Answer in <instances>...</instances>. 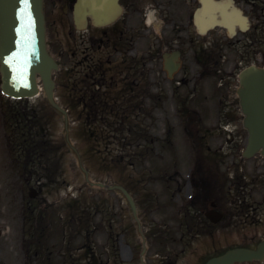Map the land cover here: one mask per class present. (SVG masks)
Here are the masks:
<instances>
[{"label": "rangeland", "instance_id": "obj_1", "mask_svg": "<svg viewBox=\"0 0 264 264\" xmlns=\"http://www.w3.org/2000/svg\"><path fill=\"white\" fill-rule=\"evenodd\" d=\"M152 5H154L152 1H148L144 5V24L149 26L148 29L144 28V34L148 36V39L144 41V51L151 43H153L156 33L163 35L164 39H168L169 41L173 39L174 44H178L181 41L178 37L184 35L182 27L184 16L183 2L177 0L172 10L169 9L170 14L168 15H170V24H168L166 20L162 21L160 17L156 16L155 8L157 9V6L153 7ZM164 7L168 8L169 5ZM178 25H181V27ZM180 28H182V30ZM227 55L229 56V59L224 63L226 71H228L231 67L229 61H232L233 50L228 49ZM190 73L191 75L193 74L191 71ZM162 76L163 75L161 73V77ZM181 76L183 75H180V77ZM216 80L220 82L219 77ZM216 80H214V84L217 82ZM162 85H164L165 88L169 87V84L165 81L162 82ZM236 85L237 82H235V86ZM235 86H233L234 89ZM205 91L208 90L206 89ZM200 100L201 102L199 103H191V106L197 111L203 112L204 115L206 114L205 112H211L216 109V105L213 106L211 103L213 99L206 100L203 99V95H201ZM39 102L44 104V98L41 97L30 101V103L34 106H39ZM149 106L152 107V104H149ZM178 108L179 103H176V100L166 98L158 104V107L156 108L157 110H154V119H147L152 133L158 136H165L166 131L170 128L174 134L176 133V135L173 134V138L175 140L171 146L160 147L156 156L150 157L149 161L145 163L142 168L136 170V173L132 174L131 177L136 179L138 177L137 172L144 168H147V172L151 170V175L154 174V183L150 182L146 184L139 180L137 182L139 185L143 184V186H141V191L146 190L157 192L156 194L159 195L161 199L160 203L154 204L156 207H162L159 210L155 209L154 206L152 207L150 202H145L143 204V207L147 208L146 211H148L149 219H151V221H155V223H157V221L158 223L173 222L174 216L178 215L179 208L183 203V201L179 199L177 193L175 195V199H173L174 196L171 195V193L174 192L173 189L177 187V185H175L176 179L170 178L168 182L164 183L163 181L160 182L157 180V176L166 174L170 176L173 171L177 169L182 172V176H179V179L180 182L181 180L183 182L184 175L189 171V168H187L189 166V160L185 151L191 154V144L197 143L195 142L197 137L191 134L189 135L186 131L185 125L187 124V121L185 117L182 115L178 120L174 119L176 116L175 112ZM49 113L50 112H48V116L52 122L53 137L56 141H61L63 138L62 119L57 115L52 116ZM176 121H180L179 127L176 126ZM198 121L199 120H196L195 123ZM207 122L212 124L216 122V120L214 117L210 118L206 116L204 123L207 124ZM223 125L227 127L229 131H234L236 123L228 124L224 121ZM75 128L76 125L74 123L73 129L75 130ZM74 130H72V133ZM198 133L199 132L197 131L195 134L197 135ZM218 134L220 133L218 132ZM227 134L229 135V133L224 130V133L220 135L221 139L219 143L225 145ZM240 136V139L242 140L241 143H244L243 141L245 139V135L241 134ZM82 138L86 144L83 147L80 141L77 143L80 152H84V149L89 147L86 137L82 135ZM74 141L77 142L76 139ZM4 142V132L0 129V264H40L41 260L44 261V259L47 258H50V262H52V264H63V262L66 261V256L68 255L67 250H70L73 259H75L76 256L74 255L76 254L82 257L84 251L78 252V247H80V245L84 242L86 243L90 237L93 238L92 241L97 244L98 252L101 253L103 252V247L106 245L105 243L110 233L108 226H102L103 224H108L107 219H110L109 215L111 213H114L115 221H118L119 224H123V226H119V228L114 227V229L121 231L120 228H123V231H125L127 235L123 236L125 241H131L132 244L136 243L137 238L132 227L129 226L130 217L124 201L119 195L117 196L114 193H109L108 191L100 190L99 188L88 187L84 179V174L78 166L77 159L72 153L64 148V173L61 177H59L58 183L49 181L43 183V193L40 194L37 192V196L35 197L36 200L31 201L33 208H31L32 213L30 214L33 216V219L29 220V214L26 215V212L29 213L30 211L27 210V206L25 204H29L28 197L31 188L33 187L37 189L36 191H38V186L35 182L31 186H28L25 183L21 187L22 181L16 179L17 177L14 176L13 170L10 169L8 162L6 164V157L3 152ZM179 157H182V162ZM94 159V161L93 158L90 161L88 160V164H85L90 169L93 180L102 182L106 181L108 184H112L121 179L123 180L122 182L126 183L127 177L130 174L125 177L126 179L121 178L124 177L123 175H120L122 171L109 176L107 175L108 173L105 167L104 171L100 170L102 168V164L99 155H97ZM173 160H175L178 165L177 168L174 169L172 167ZM123 171L129 173L128 169H123ZM254 173H264V160L260 157L251 160V175ZM130 179L128 178V180ZM182 187L184 188L183 193L187 195L190 190L189 187H185V183H182ZM175 191L177 192V190ZM182 197L184 199V195ZM258 197L256 196L257 199ZM80 198L81 200H79ZM76 201H79L78 203L81 202L79 205L80 208L90 207L89 204L99 202L104 208L106 207V213L98 216L97 222H93L94 226H91V228L95 226L102 228H98L99 230H97L94 234L91 232L92 236L88 234V232H83L79 238H73L72 243L67 241L65 244V239L63 238L64 231L62 229L61 222L63 221V223H65L66 217L74 213H71V209L76 207ZM42 211H44V225L45 227H48L46 228L44 235L41 233L37 236H30L31 230L37 228V224L32 220L38 219L41 216ZM60 212L63 214V220H59L58 213ZM146 217H148V215H146ZM94 221H96V219H94ZM146 223H149V221L147 220ZM263 230L264 229H261L260 234H262ZM226 237L227 235H225V238ZM69 239L70 238H68V240ZM219 244L218 248L222 245L224 246L223 248H225L227 247V244L230 243L225 241L222 244ZM204 250L206 249L204 248ZM39 251H41L44 256H37ZM211 252H214V250ZM193 263L196 264L197 261L192 259V264ZM81 264H86V262L82 261Z\"/></svg>", "mask_w": 264, "mask_h": 264}, {"label": "water", "instance_id": "obj_2", "mask_svg": "<svg viewBox=\"0 0 264 264\" xmlns=\"http://www.w3.org/2000/svg\"><path fill=\"white\" fill-rule=\"evenodd\" d=\"M0 55L6 94L16 98L37 94L36 76L39 73L49 102L64 112L54 99L52 71L57 66L47 53L42 0H0ZM241 84L239 93L247 115L245 125L250 132L249 153L262 151L264 154V70H247L242 74ZM120 189L136 214L132 197L123 188ZM263 257L264 242L257 251L234 249L210 260L208 264H232Z\"/></svg>", "mask_w": 264, "mask_h": 264}, {"label": "flooded vegetation", "instance_id": "obj_3", "mask_svg": "<svg viewBox=\"0 0 264 264\" xmlns=\"http://www.w3.org/2000/svg\"><path fill=\"white\" fill-rule=\"evenodd\" d=\"M78 0H47L50 8L51 17L56 23L57 20L66 19L67 24L73 23L75 17V4ZM139 0H121L125 11L133 9L137 6ZM236 5L241 7L249 16L251 23V43L255 40V34L264 32V0H235ZM189 5L191 3L189 2ZM90 19V18H89ZM91 20V19H90ZM196 35V32L192 33ZM192 37V36H191ZM197 63V60H195ZM183 258L179 255H166L162 257L149 256L146 264H182ZM106 264H111V260H107ZM138 263L141 264V262ZM184 263V262H183ZM114 264H124L122 261H116ZM131 264H137L133 259ZM185 264V263H184ZM189 264V263H188Z\"/></svg>", "mask_w": 264, "mask_h": 264}, {"label": "trees", "instance_id": "obj_4", "mask_svg": "<svg viewBox=\"0 0 264 264\" xmlns=\"http://www.w3.org/2000/svg\"><path fill=\"white\" fill-rule=\"evenodd\" d=\"M105 104H107V103H105V102L92 103L91 102V103L85 104V106H86L85 108L88 109V117H89V118H86V120L89 122V120L91 118L89 115H92V113L95 114V115L98 114V113H100L102 115V118L105 119L107 117V114H105L104 111H103V108H104ZM125 106H126V108H128L129 107V104H127V103L126 104H122V103H118V102H111L110 103V107L109 108H106L104 110L110 111L113 114L114 113H117L119 116H116V117L111 118L110 119V122H108L107 124H104L103 120L96 119V121H98L99 123H101L100 130H101V128L103 126H108L110 128H120L121 127V122L123 120L122 118H120V113L124 112ZM17 118H19V117H17ZM33 120H34L33 122H35V118L34 117H33ZM17 121H20V120H17ZM102 122H103V124H102ZM18 124L21 125V123H18ZM28 127H29L30 131L32 132L34 130V128H35V124H29ZM33 135H31V136H33ZM99 135H103L102 130L99 131ZM29 144L32 147H34V145H36L37 142L32 139V140L29 141Z\"/></svg>", "mask_w": 264, "mask_h": 264}, {"label": "bare ground", "instance_id": "obj_5", "mask_svg": "<svg viewBox=\"0 0 264 264\" xmlns=\"http://www.w3.org/2000/svg\"><path fill=\"white\" fill-rule=\"evenodd\" d=\"M208 20V19H207ZM236 17L234 16V15H231L230 17L228 16L227 17V22L229 23V24H234L235 22H236Z\"/></svg>", "mask_w": 264, "mask_h": 264}]
</instances>
